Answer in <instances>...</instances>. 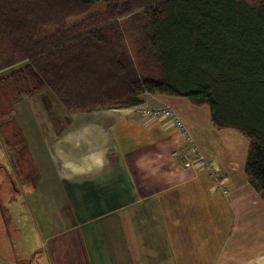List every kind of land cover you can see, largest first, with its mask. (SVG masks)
<instances>
[{
  "label": "crops",
  "instance_id": "0c3cea01",
  "mask_svg": "<svg viewBox=\"0 0 264 264\" xmlns=\"http://www.w3.org/2000/svg\"><path fill=\"white\" fill-rule=\"evenodd\" d=\"M141 99L71 112L78 115L67 114L50 139L43 156L51 164L41 168L58 181L31 191L45 194H35L37 208L51 218L65 214L35 255L46 264H264V202L240 161L247 142L214 128L206 106L166 95ZM162 109L172 114L144 115ZM200 157L220 167V186Z\"/></svg>",
  "mask_w": 264,
  "mask_h": 264
},
{
  "label": "trees",
  "instance_id": "16d2710c",
  "mask_svg": "<svg viewBox=\"0 0 264 264\" xmlns=\"http://www.w3.org/2000/svg\"><path fill=\"white\" fill-rule=\"evenodd\" d=\"M0 88L47 114L144 94L206 106L249 142L244 172L264 202V0H0Z\"/></svg>",
  "mask_w": 264,
  "mask_h": 264
},
{
  "label": "rangeland",
  "instance_id": "374dc122",
  "mask_svg": "<svg viewBox=\"0 0 264 264\" xmlns=\"http://www.w3.org/2000/svg\"><path fill=\"white\" fill-rule=\"evenodd\" d=\"M104 7L97 6L100 10ZM9 94L11 95L10 91L0 88V101H3V105L0 104V144L6 151L4 159L0 157V264H46L44 254L35 255V252L44 250V246L38 244L45 233L50 235L60 230L56 221L65 214V211H56V216L51 218L50 210L38 209L37 206L41 205V202H38L36 193H32L31 187L35 185L39 188L49 178L58 181L57 177L50 175V170H43L41 164L45 163L46 166L51 164L49 158L44 160V151L48 152L50 139L57 140L55 137L60 133L58 132L60 128L68 123L67 114L71 112H66L54 102L53 112L47 114L41 106L39 97H23L19 101H10L6 98ZM8 102H11L10 106ZM76 114L78 115V113L70 114L71 119L73 115L77 116ZM219 131L236 134L235 136L245 140L249 147V142L236 131ZM43 139L47 140L43 142ZM246 154L240 159L243 163ZM204 161L217 171V182H213L216 186H220L222 183L220 167L206 161L205 158ZM61 194L62 192H56L54 201L57 200L59 203ZM36 195L45 197V194ZM55 204L57 205L56 202ZM45 213L50 216L46 217ZM50 221L55 222L54 227H49ZM45 222L48 225L47 230L43 229L42 223Z\"/></svg>",
  "mask_w": 264,
  "mask_h": 264
},
{
  "label": "built area",
  "instance_id": "2783aa9c",
  "mask_svg": "<svg viewBox=\"0 0 264 264\" xmlns=\"http://www.w3.org/2000/svg\"><path fill=\"white\" fill-rule=\"evenodd\" d=\"M171 114H172V110H170V109H162L159 111H148V110H146L144 112L145 116H160V115L170 116ZM199 162H200V165H202V168L205 169L206 171H208L209 174H211L210 176L212 177V180L217 182L218 176H217V171L214 169V167L210 166V164L205 162L204 159L201 157L199 158Z\"/></svg>",
  "mask_w": 264,
  "mask_h": 264
}]
</instances>
